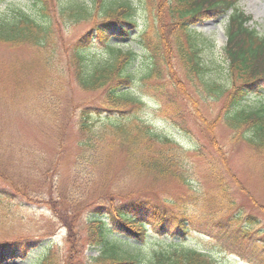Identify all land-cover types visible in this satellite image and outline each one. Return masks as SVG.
Returning a JSON list of instances; mask_svg holds the SVG:
<instances>
[{
	"label": "trees",
	"instance_id": "trees-1",
	"mask_svg": "<svg viewBox=\"0 0 264 264\" xmlns=\"http://www.w3.org/2000/svg\"><path fill=\"white\" fill-rule=\"evenodd\" d=\"M137 3V8L140 9L138 13L134 11L129 0H0V42L14 46L18 44L40 46L41 49H46V53L47 43L52 34L53 8L56 5L57 13L69 19L81 20L84 17L87 19L92 15L93 10L97 11L100 20L96 19L86 34L74 42L70 63V67L74 69L73 76L83 89L105 90L108 101L112 105L126 102L133 104L136 108L134 111H126L127 108H107L102 112L95 107H91L92 111L87 106L82 109L73 125L74 132L77 133L74 141L76 155H78L76 163L78 160L80 162L77 165L74 164L73 170L76 172L72 173L71 178L56 179L52 183L56 191L71 190L68 187L69 183L79 188L77 183L80 176L85 173L90 176V171L84 170L86 164L89 163L91 167L94 163L97 165L99 163L103 171L104 166H108L105 164L106 160H103L111 156L115 149L123 148L122 152L129 173L138 176L151 175L152 179L162 181L166 179L178 181L179 184L187 186V189L194 192L189 186L188 170L191 166L186 158L202 156L201 146L194 144L192 150L186 149L167 132L163 130L160 132L153 128L152 124H148L139 116L142 96L131 94L133 87L140 86L144 90V84L149 81L152 83L154 80L152 85L149 84L151 88L147 95L151 94L150 96L160 104L161 102L164 104V96H167L170 101L176 98L174 92L170 95L166 92V87L175 86L170 81V77L176 81V84L178 82V78L170 72L172 52L183 68V75H187L189 81L197 85L195 87L199 89L201 97L204 99L203 95L210 94L214 96L215 102H220L219 119L231 131V139L242 140L255 150L264 152V35L249 25L252 18L241 11L237 5L238 0H137ZM162 5L171 8V15L174 16L171 22L160 21L158 10ZM215 12L219 14L228 12L225 26L226 40L222 47L228 62L225 70L227 75L225 85L210 80L206 76L208 69L202 60L201 52L202 38L208 37L192 26L205 18H212ZM136 17L142 20L143 28L138 30V34L132 36L130 30L136 26ZM149 25H153L156 30H151ZM173 25L176 29L172 28ZM127 37L135 40L140 52L130 48L123 50L120 47L118 42ZM112 39L119 41L114 42ZM95 40L102 44L105 56L89 62V51ZM55 51L54 49L51 53L54 54ZM51 62L52 58L50 61L47 58L46 64L44 61L39 68L42 71L51 69L54 66L52 63L50 67ZM135 63H138L137 67ZM141 63L145 67L139 71ZM163 67L166 73H162ZM29 71L32 74L31 69ZM3 82L0 80L3 87L5 85L7 87L6 90H2L3 93L1 92L4 98L15 100L19 97L20 93L17 89L20 85L13 84L11 87L14 88L10 90L11 87L9 88L8 83H5L7 81ZM30 86L31 84L28 88ZM249 94L257 96L256 99L251 98L252 95L248 96ZM250 99L257 102H251ZM24 101L27 109H34L28 103L27 97ZM47 118L52 123H56L53 140L55 139L57 143L56 149H62L64 145L59 141L64 134L61 130L63 126H58L55 114ZM181 126L183 127L182 124ZM108 141L109 151L102 152V145ZM98 151L100 153L96 157L98 160L94 162L92 160ZM208 164L211 174L216 175V177H210L216 191L210 200L211 205L230 211L236 205L231 195L232 185L240 189L237 186L240 179L233 175L224 163V169L229 176L225 173L222 176L221 172L215 169L217 167L215 160H208ZM110 172L115 174L113 169ZM261 174L264 175V172ZM107 177L99 178L101 183L98 187L103 185L109 187L117 180L112 183V177ZM1 178L7 179L0 175ZM91 178L95 179L94 176ZM6 190L0 189V263L15 257L23 258L22 252L26 251L22 249L21 252L16 245H8L10 247L8 251H3L6 248L4 235L22 228L19 227L17 217L22 210H25L20 200H18L20 207L11 206L13 200H17V196L14 194L12 196L10 190L9 193ZM186 195L192 196L188 192ZM249 196L253 200L250 194ZM80 199L79 195L62 199L64 211L61 213H57L58 208L53 207L55 206L53 202H51L52 207L49 205L47 208L63 224V228L67 231L66 239H69L71 234L75 238L76 231L82 232L84 243L89 248L98 250L97 256L86 257L87 264H139L142 259L138 257L136 249L152 237L149 233L150 229L159 235L170 232L175 237L177 235L185 237L177 242H167L165 246L157 248L158 250L148 258L149 264H218L216 256L211 254L210 250L188 246L184 242L189 238L190 231L183 220V216L186 215V210L183 208L180 209V215L169 219L164 202L161 203L162 207L148 199L138 201L139 198H133L131 201L114 204L103 192L89 204L81 203ZM238 213L240 215L242 211L238 210ZM205 219L200 218L197 221V229L201 228V233L207 236L216 237L220 245L224 240L243 239L246 233L243 229L237 231L240 236H234L232 232L234 225L229 219L227 221L214 218L205 221ZM234 219L238 217L235 216ZM245 219L253 223L250 215H246ZM15 240L10 243L15 244ZM250 242L261 244L260 249L264 254V237ZM26 246L28 243L24 248ZM43 252L29 264H63L56 252L51 251L50 248ZM80 262V264H86L82 259Z\"/></svg>",
	"mask_w": 264,
	"mask_h": 264
},
{
	"label": "rangeland",
	"instance_id": "rangeland-1",
	"mask_svg": "<svg viewBox=\"0 0 264 264\" xmlns=\"http://www.w3.org/2000/svg\"><path fill=\"white\" fill-rule=\"evenodd\" d=\"M129 2L134 11L136 10L138 13L140 9L137 8V0H129ZM237 5L243 13L251 16L249 25L264 35V0H238ZM164 7L162 5L158 10L160 21L171 22L174 17L171 15V8ZM57 12L56 5L53 8L52 34L47 43V53L46 49H41L40 46L21 44L14 46L0 42V80L4 82L6 80L5 83H8L9 88L13 84L20 85V88L17 89L20 93L19 97L11 100L4 98L1 94L2 90H6L7 87L6 85L3 87L0 83V175L7 178L6 180L0 179V189H7V192L10 190L12 196L13 194L17 196V200H13L12 207H20V201L25 207V210H22L20 216L17 217L19 227L22 228L15 229L14 233L4 235L6 248L3 251H8L10 248L8 245H16L18 249H21V252L22 249H26L22 252L23 258L15 257L0 264H29L48 248L56 252L63 264H80L81 259L86 262V257L97 256L98 250L89 248L84 243L82 232L76 231L74 232L75 238L71 234L69 239H66L67 231L63 228V224L47 207L49 205L52 207L51 202H53L55 205L53 207L58 208L57 213H61L64 211L62 199L79 195L81 203L89 204L96 200L95 198L101 192L105 193L114 204L131 201L133 198H139L138 201L148 199L162 207L161 203L164 202L169 219L180 215V209L183 208L186 210L185 216H187H183V220L190 231L189 238L184 242L188 246L210 250L211 254L216 256L218 264H264L261 244L250 242L264 237V210H262L264 209V175L261 174L264 172V152L255 150L254 147L248 146L242 140L231 139V131L219 119L220 102H215L214 96L210 94L203 95L204 99L201 97L199 89L195 87L196 84L191 83L187 75H183V68L174 57L173 52L170 59L172 62L170 72L174 73L178 82L176 84V81L170 77V81L176 87H166V92L167 95L174 92L176 98H172L170 101L167 96H164V104L162 102L160 104L150 96L151 94L147 95L151 88H149L151 81L144 84V90L140 86L133 87L131 94L142 96L139 116L148 124H152L153 128L160 132L162 130L167 132L186 149L192 150L194 144L201 146L202 156L186 158L191 166L190 169L187 168L189 169L188 174H190L189 186L193 188L194 192L187 189V186L179 184L178 181L171 179L162 181L152 179L151 175L138 176L129 173L122 152L123 148L115 149L111 156L103 160H106L105 164L108 165L104 166L105 170L103 171H101L99 163L98 165L94 163L91 167L89 163L86 164L84 170L90 171V176L86 175L87 173L80 176L77 183L79 188L69 183L68 187L71 190L56 191L52 183L56 179L71 178L72 173L76 172L73 168L80 162L78 160L76 163L78 155H76L74 141L77 138V133L74 132L73 125L82 109L85 106L90 110L91 107L98 108L99 112L107 108H127L126 111L136 109L133 104L126 102L112 105L108 101L105 90L83 89L73 76L74 69L70 67V63L74 42L86 34L96 19L100 20L97 11L93 10L92 15L87 19H85L86 17L81 18V20L69 19ZM214 14L216 16L205 18L192 26L208 37L202 38L201 52L202 60L208 69L206 76L210 80L225 85L227 83L225 70L228 62L222 47L226 40L225 26L228 12L223 14L215 12ZM135 20L137 21L136 26L130 30L132 36L138 34V30L143 28L142 20L138 17ZM149 28L156 30L153 25H149ZM172 28L176 29V26L173 25ZM118 43L123 50L130 48L135 52H140L135 40L131 37L120 40ZM93 44L89 51V62H94L105 56L102 44L96 40ZM54 49L56 51L52 54L51 51ZM49 54H51L50 57ZM47 58L49 61L52 58L50 67L54 63V68L42 71L39 66L44 61L46 64ZM137 65L138 63H135L136 67ZM144 67L145 65L141 63L139 71ZM166 68H169L168 64ZM161 71L165 72L164 67ZM153 83L154 80L151 85ZM30 84L31 86L28 88ZM13 88L11 87L10 90ZM250 95L254 99L257 97L254 94L248 96ZM26 97L28 103L34 108L33 110L26 108L24 101ZM250 101L257 102L253 99ZM51 114L56 115L58 126H63L61 130L64 134H62V140L59 141L64 145L62 149H56L57 143L55 139L53 140V130L56 128L54 124L56 123H52L47 118ZM108 146L109 141L102 145L101 151H109ZM99 154V151L96 152L92 161L97 162L98 158L96 157ZM211 159L215 160L217 166L215 169L219 173L221 172L222 176L224 173L229 176L224 169V163L227 169L240 179L237 186L241 190L232 185L231 195H233L236 205L230 211L221 210L222 207L216 208L211 205L210 200L216 192L213 181L210 179V177H216L209 170L208 160ZM111 169L115 171L114 175L111 174ZM92 176L95 179L91 178ZM105 176L112 177V183L117 180L109 187L104 185L98 187L101 183L99 178L103 179ZM98 180L99 182H97ZM187 192L192 196L186 195ZM238 210L242 211L240 215H238ZM246 215H250L253 223L245 219ZM235 216L238 219H234ZM200 218L207 220L214 218L220 221L229 219L234 225L232 226L234 236H240L237 231L243 229L246 233H244L243 239L222 240V245H220V241L216 237L207 236L205 233H201V228L197 229V221ZM149 233L152 237L136 249L138 257L140 256L142 259V263L139 264H149L150 259L148 258L158 250L157 248L165 246L167 242H177L185 237L180 235L175 237L170 232L159 235L155 234L152 229ZM13 240H15V244L10 243ZM26 243L28 246L24 248Z\"/></svg>",
	"mask_w": 264,
	"mask_h": 264
},
{
	"label": "bare ground",
	"instance_id": "bare-ground-1",
	"mask_svg": "<svg viewBox=\"0 0 264 264\" xmlns=\"http://www.w3.org/2000/svg\"><path fill=\"white\" fill-rule=\"evenodd\" d=\"M116 41H118L117 39H115Z\"/></svg>",
	"mask_w": 264,
	"mask_h": 264
}]
</instances>
